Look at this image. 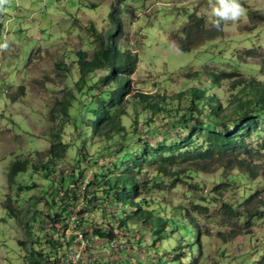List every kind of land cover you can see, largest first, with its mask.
<instances>
[{"label":"rangeland","instance_id":"obj_1","mask_svg":"<svg viewBox=\"0 0 264 264\" xmlns=\"http://www.w3.org/2000/svg\"><path fill=\"white\" fill-rule=\"evenodd\" d=\"M238 2L241 15L216 28L207 14L209 0H0V264H55L48 259L55 245L47 228L64 217L54 220L63 210L58 206L55 210L58 182L52 173L63 163L77 166L82 158L76 131L61 108L69 104L64 95L74 89L78 78L77 52L84 50L92 58L109 29L117 38L122 28L119 46L137 57L136 71L128 75L132 92L125 97L124 124L131 129L134 118L140 115L139 122L147 118L149 111L143 110L147 99L164 108L163 118L155 123L164 130V123L181 119L191 87L211 89L228 104L241 87L235 86L239 81L264 84V0ZM194 13L204 17L206 32L220 31L214 32L213 39L202 38L189 51L179 50L174 37ZM211 71L218 72L214 74H220L221 80L210 87ZM143 131L145 139H164V133L159 137L153 129ZM58 134L64 143H74L51 161L50 145ZM101 146L90 145V154ZM16 160L30 164L11 183L9 170ZM258 162L260 175L255 179L242 176L247 169L236 171L227 161L201 167L173 165L164 178L166 192L146 193L155 202L165 201V215L174 217L173 208L178 206L196 218L202 240L200 251H193L198 264H259L264 256V219L252 217V209L243 220L228 212L239 198L245 199V190L256 193L251 208L264 201V156ZM71 176L65 177L69 183ZM117 206L115 200L112 212ZM239 207L244 212L245 202ZM94 216L86 228L108 226L99 211ZM129 226L120 235L128 247L136 244L130 255L122 253L126 260L116 259L114 264L177 263L173 254L182 244V227H174L169 238L158 240L150 235L151 226L137 220ZM132 233L138 237L135 241ZM184 254L185 264H191L190 253Z\"/></svg>","mask_w":264,"mask_h":264},{"label":"trees","instance_id":"obj_2","mask_svg":"<svg viewBox=\"0 0 264 264\" xmlns=\"http://www.w3.org/2000/svg\"><path fill=\"white\" fill-rule=\"evenodd\" d=\"M216 30L206 32L204 17L194 13L174 41L179 50L189 51L199 45L202 38H215ZM118 32L116 38V32L110 28L107 37L100 39L92 58L84 50L77 52L78 78L74 89L64 95L69 104L61 107L70 119L67 123L76 131L78 151L82 154L77 161L80 176L84 175L87 166L95 167L87 204L93 214L101 213L108 226H97L93 232L96 237L111 238L119 235L121 229H129V224L137 220L146 227L151 226L148 229L150 235L160 240L169 238L174 227H182L181 252L175 247L177 253L174 251L173 260L177 261L175 264L180 261L185 264L184 253L188 251L190 263L198 264L199 257L193 251H200L202 240L196 218L178 206L173 208L174 217H169L165 215V201L155 202L146 193L151 190L166 192L164 178L168 168L185 163L201 167L208 162L227 161L236 171L246 168L244 177L255 179L260 175L258 161L264 156V84L258 80L239 81L235 86L241 87L228 104L220 102L211 89L191 87L189 104L181 119L164 123V130L155 124L157 119L163 118L164 108L159 103H147L146 99L143 110L149 111L147 118L139 122L140 115L137 116L128 129L124 124V117L128 115L125 97L132 92L128 75L135 73L137 57L119 46L118 38L123 29ZM214 73L218 72L211 71L210 87L221 80L220 74ZM196 75L188 74V77ZM145 127L153 129L159 137L164 133V139L143 138ZM169 128L174 130L168 132ZM55 138L49 149L51 161L59 151L63 153L74 143H64L59 134ZM94 144L102 146L90 154L89 146ZM29 164L28 160H16L11 165V183L18 173L28 169ZM261 175L264 176V172ZM243 194L245 199L239 198V203L245 202L244 212L238 202L228 207V212L243 220L252 209V217L264 219V201L251 208L256 193L248 194L245 190ZM115 200L118 206L112 212ZM59 216L56 214L55 217ZM67 222L61 224L62 229ZM258 262L264 264V256Z\"/></svg>","mask_w":264,"mask_h":264},{"label":"clouds","instance_id":"obj_3","mask_svg":"<svg viewBox=\"0 0 264 264\" xmlns=\"http://www.w3.org/2000/svg\"><path fill=\"white\" fill-rule=\"evenodd\" d=\"M207 14L210 19L211 26L219 28L222 21L235 20L237 17H239L241 15V7L238 0H214V2L213 0H209V10ZM88 170H91L90 173L87 172ZM84 171V175L80 176L77 166H73L69 163H63L56 166L54 172L52 173L53 178L58 182V187L54 196V202L57 204L55 210H57V206L59 207L60 211L63 210L60 216L62 215V217H64V220L61 223H65L67 221L70 212L77 211L79 214H84L86 212L89 213L88 217L83 218L82 223L84 229L87 230L88 233L91 232V234L94 236V245L98 252L97 260L90 264H114L113 261L123 258L121 257L123 252H126L127 255H130L131 250L136 243L130 248L128 247V245H126V240H123V237L120 235V233L119 235L113 236L111 238H100L95 236L93 227L86 228L87 221L95 217L93 212H91L90 206L87 204V200L90 197L89 184L93 177V172L95 171V169L93 171L92 169L87 168L84 169ZM67 176L73 177V180L70 183L65 178ZM84 185L85 187L83 188ZM60 190L64 191L63 196L59 195ZM7 208L10 209L9 206ZM9 215L12 216L11 214ZM56 218L57 217H55L54 220L58 221V218ZM61 223L56 222L55 226L53 227L50 226L49 223V228H47V232L50 234L52 239L51 243L55 245V253L48 257V259L49 261H53L55 264H60V258L61 256H63L66 250V246L63 243V240L65 239V228L62 229ZM137 231L138 233H140L139 228ZM137 238H134L132 233V241H135ZM115 239L119 241V244L116 247L112 248L110 247V242ZM106 241H108V245H106ZM58 247H60L61 249L58 250ZM112 252H116V255L112 256ZM126 258L127 257L123 259L126 260Z\"/></svg>","mask_w":264,"mask_h":264},{"label":"built area","instance_id":"obj_4","mask_svg":"<svg viewBox=\"0 0 264 264\" xmlns=\"http://www.w3.org/2000/svg\"><path fill=\"white\" fill-rule=\"evenodd\" d=\"M59 195L63 196L64 191L60 190ZM88 216L87 212L84 214H79L77 211L70 212L64 229L63 243L66 250L60 258V264H90L97 260L98 252L94 245V236L84 229L82 223L83 218ZM118 244L119 241L115 239L110 242V247L114 248Z\"/></svg>","mask_w":264,"mask_h":264}]
</instances>
